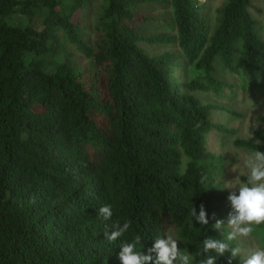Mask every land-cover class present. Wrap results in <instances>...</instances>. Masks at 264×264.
I'll list each match as a JSON object with an SVG mask.
<instances>
[{"label": "trees", "instance_id": "trees-1", "mask_svg": "<svg viewBox=\"0 0 264 264\" xmlns=\"http://www.w3.org/2000/svg\"><path fill=\"white\" fill-rule=\"evenodd\" d=\"M90 1L0 0V264H120L122 243L139 236L147 254L170 227L199 260L229 207L209 135L235 137L219 120L237 115L193 93L230 90L220 69L251 94L264 87L253 0H226L213 33L202 0H99L89 25ZM164 22L173 34L149 32ZM141 44L178 52L152 56ZM186 67L195 76L183 82ZM256 137L233 144L264 151V131ZM201 205L208 226L192 222ZM126 220L109 242L104 232Z\"/></svg>", "mask_w": 264, "mask_h": 264}, {"label": "clouds", "instance_id": "clouds-1", "mask_svg": "<svg viewBox=\"0 0 264 264\" xmlns=\"http://www.w3.org/2000/svg\"><path fill=\"white\" fill-rule=\"evenodd\" d=\"M256 143L259 144L260 141L257 140ZM243 167L246 170V180L237 181L238 187L227 197L230 206L227 223L216 220L212 225L221 232V238L206 236L201 242L199 260L195 254L179 250L178 240L171 235L154 239L152 247L145 254L140 250L141 238L136 236L121 244L120 264H217L218 259L226 254L227 264H233L237 258L239 264H264V244L247 256L242 255L240 246L233 244L237 237L254 239L257 227L264 225V151L255 149L247 153L243 159ZM98 215L106 221L110 220L113 216L111 205L100 207ZM190 215L193 224L209 225V216L203 205L200 206L199 213L192 207ZM130 227L131 221L128 220L123 223L114 222L111 230L104 232V236L109 242H114L128 232Z\"/></svg>", "mask_w": 264, "mask_h": 264}, {"label": "rangeland", "instance_id": "rangeland-1", "mask_svg": "<svg viewBox=\"0 0 264 264\" xmlns=\"http://www.w3.org/2000/svg\"><path fill=\"white\" fill-rule=\"evenodd\" d=\"M202 1L206 7L210 32L213 33L219 24V10L225 4L226 0ZM99 6V0H91L89 2V6L85 8L84 18L89 25L93 23ZM158 13H161L160 15H162L164 19L169 20L170 12L168 10ZM251 13L258 23L259 33L264 39V1L253 0ZM149 32H170L173 34L172 28H170L166 22L162 23L160 27L157 26L156 28L149 29ZM90 33L86 37L87 42L89 43L93 38ZM141 47L152 56L161 55L165 52H178V49L175 45L165 47L141 44ZM70 50L76 53L78 57H82L76 52L75 48L70 47ZM178 76L183 82H187L194 78L195 72L192 68L186 67L180 71ZM219 77L223 81L232 85V88L227 90L222 97H218L211 93L206 94L200 92L193 93L194 96L199 98L204 104L218 105L223 109H228L229 112H234L237 116L230 115L228 113L222 114L219 121H221L224 128L228 130H234L236 132V138L256 142L258 140L256 137V132L259 130L264 131V87L256 93L251 94L240 74L232 75L220 69ZM216 121L218 120L216 119ZM235 137L219 131H214L209 135L211 150L218 158L209 162L208 164L214 171L218 181L229 192L238 187V184L236 183L237 181L243 182L244 179L246 180V170L243 167V159L245 155L250 152L234 146L233 142ZM259 144H261V142ZM185 162H187L186 159ZM229 211L230 206L226 211L227 216ZM227 216L223 220L225 224L227 223ZM175 234V229L172 227L168 228L164 232V236L171 235L173 238H176ZM254 237V239L237 237L233 244L240 246L242 248V255L247 256L256 247L264 244V230L260 229L258 226L256 232L254 233ZM177 246L179 250L183 251V249L180 248L179 242ZM237 259L239 260V258Z\"/></svg>", "mask_w": 264, "mask_h": 264}]
</instances>
